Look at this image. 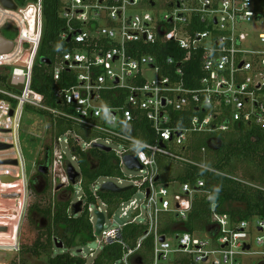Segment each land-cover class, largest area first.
<instances>
[{"label": "built area", "instance_id": "2783aa9c", "mask_svg": "<svg viewBox=\"0 0 264 264\" xmlns=\"http://www.w3.org/2000/svg\"><path fill=\"white\" fill-rule=\"evenodd\" d=\"M263 4L264 0H61L60 17L65 26L59 41L68 48H58L51 64H46L61 109L47 105L32 90L43 38V0L18 6L16 11L0 4V30L7 25L19 29L10 40L13 50L0 55V77L5 78L0 83V145L10 147L0 154L12 149L14 156L0 155V162L18 163L0 165V185L3 177L11 178L8 187L14 190L8 196L20 199L13 210L16 217L11 214L12 231L0 235V252L17 254L22 249V201L27 199L29 178L20 132L25 109L31 107L47 114L49 133L52 118H63L96 135L90 142L71 131L52 138L50 170L55 187L71 185L67 164L78 161L71 154L72 141L83 151L94 144L111 148L122 168L126 154H134L143 166L134 187L144 199L138 203L133 197L120 205L117 211L127 221L118 227L106 229L108 216L112 219L115 213L111 215L97 196L113 178H102L108 182L99 186L98 181L93 187L97 204L95 208L90 205L88 212L94 232L97 213L105 217L103 231L96 236L101 251L119 242L127 226L146 228L135 247L127 248L115 264H136L135 255L148 237L153 238L152 264H181L182 258L193 264H250L252 256H260L256 264H264V236L256 242L263 251L252 252L251 234L264 233V221L257 217L233 220L216 212L214 205V228L208 234L163 235V217L172 214L180 222L187 220L194 195L205 184L199 181L195 189L190 184L160 185L158 170L160 156L189 163L178 149L194 133L219 135L242 127L264 131ZM161 6L164 11H158ZM164 45H170L172 55L160 61L155 48ZM194 60H199L201 77L196 75L195 65L191 66ZM185 113L186 118L175 117ZM140 121L150 123L154 143L126 133V128ZM115 144L122 151L113 150ZM67 152L71 161L64 159ZM2 166L11 170L4 171ZM116 180L117 187L124 182ZM78 201L83 202L82 195ZM144 212L145 218L140 220ZM175 230L181 231L178 226ZM96 256L92 251L89 258Z\"/></svg>", "mask_w": 264, "mask_h": 264}, {"label": "trees", "instance_id": "16d2710c", "mask_svg": "<svg viewBox=\"0 0 264 264\" xmlns=\"http://www.w3.org/2000/svg\"><path fill=\"white\" fill-rule=\"evenodd\" d=\"M14 1L22 7L37 0ZM261 9L264 10V4ZM60 10L61 0H43V38L32 82L33 92L42 95L47 105L57 109H61V105L54 99V80L49 67L41 63V59L53 60L58 48L61 46L68 48L66 44L59 41L65 26V22L60 17ZM1 33L9 40H14L17 36L15 29L4 28ZM169 47L170 45H164L161 48H155V51L159 52L160 61L167 55H172V51L168 50ZM150 51L152 52L149 49L148 52ZM192 65L196 67V75L201 77L199 60L192 61ZM6 70L9 69L6 68ZM188 74L192 75L191 68L188 69ZM1 82L4 84L5 78L0 77ZM114 104L113 102L112 105ZM28 108L39 115H47L34 108ZM186 115L187 113L175 117L186 118ZM52 124L53 128L50 131L52 138L64 136L70 131L77 133L86 142L96 138L95 134L63 118H52ZM126 133L146 143H154L156 139L150 123L146 121L130 125L126 128ZM178 151L189 163H180L160 156L158 158L159 184L166 186L190 184L195 189L198 182L202 181L205 186L194 195L192 210L187 220L180 222L172 214L163 217L161 227L163 235H175L181 232L208 234L214 228L212 219L214 205L216 212L228 215L233 220L241 221L257 217L264 221V131L242 127L231 133L219 135L194 133ZM71 154L77 158L81 174L79 185L84 202L82 212L78 215L74 214L73 206L78 201L74 203L68 195L74 191L72 185L65 186V191L62 189L54 193L53 175L51 172L48 176L45 175L42 193L50 196L49 207L46 211L32 207L33 210L47 216L48 225L42 234L46 236V240L43 242L38 238L31 247L23 246L21 252L30 253L35 257L40 256L41 253L51 254L48 264H115L122 259L127 248H134L145 235V227L127 226L121 232L119 242L105 247L91 262L81 255H75L71 249L81 248L96 241L88 212L90 205L97 204L93 187L102 178L123 179L119 159L115 153L98 148L83 151L74 141L71 143ZM47 155L52 158L50 145H46L43 156L38 160L39 164H47ZM39 175L37 170L28 182V191L30 190L32 194H38L33 178ZM136 193L138 188L133 187L132 190L121 194L100 190L97 196L108 206L112 215L122 203L130 201ZM60 194H63L61 198H59ZM32 207H29V213ZM27 218L30 219L28 213ZM177 225H181V231L175 230ZM60 245L62 247H59ZM152 251L153 238L148 237L144 240L142 249L135 255L136 264H152ZM180 262L193 264L187 258H182ZM11 264L18 263L14 260Z\"/></svg>", "mask_w": 264, "mask_h": 264}, {"label": "rangeland", "instance_id": "374dc122", "mask_svg": "<svg viewBox=\"0 0 264 264\" xmlns=\"http://www.w3.org/2000/svg\"><path fill=\"white\" fill-rule=\"evenodd\" d=\"M146 12L152 13L153 11L150 9L145 10ZM158 11H164L163 7L161 6ZM20 19V17H19ZM20 27L22 28V18L19 20ZM5 28L16 30L17 35L19 33V29L12 26H6ZM3 29L0 30L2 32ZM27 107L25 109L23 120H22V129L20 132V146L21 150L24 155L25 159V165H26V173L28 175V181L32 179L34 173L39 169L41 164H39V159L43 156V153L46 149V145H52V136L49 133V127H48V120L45 118V115H39L36 112L32 110H28ZM113 150L115 151H122L121 147L119 145L115 144L112 146ZM63 150H65V146L63 145ZM13 150L6 151V153L0 154L4 157H10L13 158L14 156ZM2 158V157H0ZM62 157L61 159H63ZM67 161H71V154L67 152L66 158H64ZM74 168L79 172V166L77 163L72 162ZM2 169L4 171L11 170L9 166H2ZM53 174V172L51 173ZM122 174H123V180L124 182L119 185V188H128V187H134L135 181L140 180L142 175L137 172L130 171L126 167L122 168ZM58 175L61 177L62 173L60 170H58ZM16 178V177H15ZM113 182L115 185H117V180L112 179L109 180ZM131 181V182H130ZM33 182L35 184V188L38 192V194H32L31 191H28L26 202L23 203L24 207H22V227L20 230V239L21 244L23 246H27L28 248L32 246V244L35 243V241L40 238L44 242L46 240V236H42L44 231L46 230V226L48 225V219L43 215V213H39L36 210H33V207H37L42 211H46L50 204V196L43 194V181L40 177L36 176L33 178ZM106 179L99 180V186H102ZM10 183H1L0 185V235L3 234H10L12 231V225H11V214L15 208H17L20 205V199L17 197H13V195H8L9 192L12 193V188L8 187ZM54 185V184H53ZM59 185V186H58ZM58 187L54 186V193L58 192L63 189L64 186H61L58 184ZM73 187V193L68 194L70 198H72L73 202H77L79 197L82 195L80 192V185H72ZM63 195V194H62ZM59 195V198L62 196ZM134 199L140 203L144 199V195L142 192L136 193L134 196ZM31 208V212L30 208ZM94 208L96 207L95 204H93ZM144 211V209H143ZM27 213L30 214V219L27 218ZM145 212L143 213L140 220H143L145 218ZM111 217L108 216L107 218V227L106 229H109L111 227H118L119 225L124 224L127 221V218L121 217V212L117 211L115 212L114 217L111 219ZM178 229H181V225H177ZM264 233H257L253 232L251 234L252 240L251 243L253 245L252 252H262L263 248L261 246H258L257 239L260 237H263ZM81 251V253H79ZM92 251H95L98 255L101 251L100 246L98 245L97 241L90 242L81 248H74L71 249V252L75 255H81L85 257V259L89 258V255ZM53 252V251H52ZM56 252H61L60 250H56ZM65 252V250L63 251ZM51 254L47 253H41L40 256L35 257L31 255L30 253H24L23 251L17 254L13 253H6V252H0V264H11L12 261H16L18 264H48L49 257ZM260 256H252L251 257V263L250 264H256L258 260H260ZM93 259L89 258L87 259L88 262H91Z\"/></svg>", "mask_w": 264, "mask_h": 264}, {"label": "water", "instance_id": "95a60500", "mask_svg": "<svg viewBox=\"0 0 264 264\" xmlns=\"http://www.w3.org/2000/svg\"><path fill=\"white\" fill-rule=\"evenodd\" d=\"M0 4L4 8L11 10V11H16L18 9V5L14 0H0ZM13 47H14L13 42L6 39L0 33V55L10 53L13 50ZM41 63L49 65V64H51V60L48 58H43V59H41ZM93 148H98V149H101V150L107 151V152L112 151L111 148H108V147H105V146H102L99 144H94ZM7 149H10V147L5 146V145H0V150H7ZM122 160H123L125 167L127 169H129L130 171L139 172V171H142L144 169L134 154H126L123 156ZM17 164L18 163L16 161L0 162V165H14V166H16ZM48 171H49V167L47 164H44L40 167V172L42 174H47ZM66 173H67V176H68V179H69L71 185H76L78 183V180L81 179L80 172H78L70 162L67 164ZM2 181L4 183L13 182V180L9 177H3ZM132 189H133V187L119 188L113 183H106L102 186L101 191L121 194L123 192L129 191ZM13 197H17V195H15ZM73 209H74L75 215L80 214L83 210V202L78 201L76 204H74ZM13 215H14V217H16L17 213L13 212ZM97 217H98V222H97V225L95 228V235L97 237H99L103 231V228H104L105 217L101 213H97ZM161 241L164 242V238H162ZM59 247H62V245H60ZM246 248L249 249L250 247L247 246ZM79 252L81 253V251H79Z\"/></svg>", "mask_w": 264, "mask_h": 264}, {"label": "flooded vegetation", "instance_id": "af4514ba", "mask_svg": "<svg viewBox=\"0 0 264 264\" xmlns=\"http://www.w3.org/2000/svg\"><path fill=\"white\" fill-rule=\"evenodd\" d=\"M18 5V4H17ZM1 33V32H0ZM2 34V33H1ZM46 162H47V165H50V163H51V158H50V156L49 155H47V158H46ZM42 166V165H41ZM40 166V167H41ZM40 167H39V169H38V171H39V173H40V175L38 176V177H40L41 178V180L42 181H44V176L46 175V176H48L49 174H50V172H51V170H50V167H49V171H48V173L47 174H42L41 172H40ZM6 196H8V195H6Z\"/></svg>", "mask_w": 264, "mask_h": 264}, {"label": "crops", "instance_id": "0c3cea01", "mask_svg": "<svg viewBox=\"0 0 264 264\" xmlns=\"http://www.w3.org/2000/svg\"><path fill=\"white\" fill-rule=\"evenodd\" d=\"M7 39V38H6ZM9 40V39H8Z\"/></svg>", "mask_w": 264, "mask_h": 264}]
</instances>
